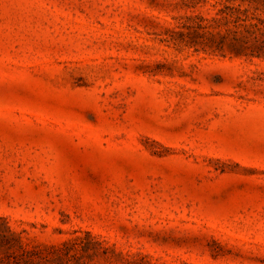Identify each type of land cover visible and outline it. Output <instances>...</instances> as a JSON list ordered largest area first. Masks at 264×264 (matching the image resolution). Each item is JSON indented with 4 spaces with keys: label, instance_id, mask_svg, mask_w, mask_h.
Masks as SVG:
<instances>
[{
    "label": "rangeland",
    "instance_id": "374dc122",
    "mask_svg": "<svg viewBox=\"0 0 264 264\" xmlns=\"http://www.w3.org/2000/svg\"><path fill=\"white\" fill-rule=\"evenodd\" d=\"M227 8L264 19L0 0V264H264V59Z\"/></svg>",
    "mask_w": 264,
    "mask_h": 264
},
{
    "label": "trees",
    "instance_id": "16d2710c",
    "mask_svg": "<svg viewBox=\"0 0 264 264\" xmlns=\"http://www.w3.org/2000/svg\"><path fill=\"white\" fill-rule=\"evenodd\" d=\"M223 19L220 27H225L222 41H229L231 51L238 57H256L264 59V19L239 8H227L221 11ZM201 29H211L203 26ZM17 264H32L24 249Z\"/></svg>",
    "mask_w": 264,
    "mask_h": 264
}]
</instances>
